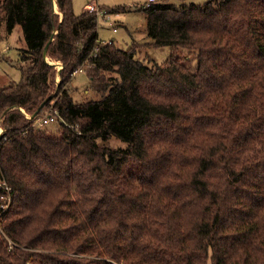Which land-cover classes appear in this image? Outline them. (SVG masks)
Instances as JSON below:
<instances>
[{
	"label": "trees",
	"instance_id": "16d2710c",
	"mask_svg": "<svg viewBox=\"0 0 264 264\" xmlns=\"http://www.w3.org/2000/svg\"><path fill=\"white\" fill-rule=\"evenodd\" d=\"M56 4L0 0L26 43L0 84V264H264V0L143 7L162 63ZM81 65L97 98L77 102ZM48 108L56 129L34 125Z\"/></svg>",
	"mask_w": 264,
	"mask_h": 264
},
{
	"label": "rangeland",
	"instance_id": "374dc122",
	"mask_svg": "<svg viewBox=\"0 0 264 264\" xmlns=\"http://www.w3.org/2000/svg\"><path fill=\"white\" fill-rule=\"evenodd\" d=\"M96 0H73L74 10L78 14L86 9L89 3H93ZM158 1H168L174 3L177 6H180L184 3L186 4H205L209 1L216 0H158ZM146 0H100V7L106 9V7L114 6H123L126 7L124 10H121L118 13L111 15L110 19H104L102 16L98 18V38L99 40L109 41L114 39L116 45L121 48H128L132 43L137 42L141 43V50L138 53V56L144 61L151 62L155 61L156 63H162L167 60L172 54L170 46H161L154 47L148 45L147 43L151 39L147 34V19L144 11L142 10ZM54 8L56 12L60 14L62 18V13L59 12V9L54 0ZM2 16V39L0 40V84H7L10 81H17L21 78V73L18 66V56L19 49L25 47V39L23 30L20 26H17L12 32H8L7 20H6V11L1 8ZM112 19L115 21V26L119 27L117 31L113 30L111 25ZM3 48H7L3 50ZM177 55L183 58L184 62L189 64L192 67H195L197 64L196 53L194 51L180 49L177 52ZM47 61L54 65L56 70L55 74V84L53 88L56 92L58 85L61 82L60 71L64 68V63L60 60H51L47 57ZM57 87V88H55ZM62 91H68L73 99L77 102H82L91 98H97L96 93L90 87V79L84 69L83 72L73 73L69 82L63 87V90L59 92V95ZM51 112L49 108L43 112ZM59 126L57 121L49 124L46 128L48 130L56 129ZM4 131V128L2 127ZM2 132L0 131V134ZM105 144H108L112 147L122 146L123 143L113 137L109 141H104Z\"/></svg>",
	"mask_w": 264,
	"mask_h": 264
},
{
	"label": "built area",
	"instance_id": "2783aa9c",
	"mask_svg": "<svg viewBox=\"0 0 264 264\" xmlns=\"http://www.w3.org/2000/svg\"><path fill=\"white\" fill-rule=\"evenodd\" d=\"M99 1L100 0H96L93 3H89L86 6L87 7L86 9L88 11H90V12L96 13L98 18L102 16L104 19L107 20V19L111 18V15H112V18H113V13H109L106 9L100 7ZM154 2H156V0H146V2L144 3L143 7L149 6L151 3H154ZM115 21L116 20L112 19L111 25L113 27V30L117 31L118 27L115 26ZM106 42H111V40H109V41L99 40V43H106ZM94 50L97 51L98 47H95ZM86 62H88V60ZM85 64H87V63H85ZM84 69H85V65H81L74 72L75 73L83 72ZM26 116L28 118L32 117V115H30V114H26ZM55 121H57V118H56V116L54 114H52L51 112H45L43 115L37 116V118L34 120V125L40 126V127H46V126H48L49 124H51V123H53ZM0 131L3 132L2 127H0ZM2 184L5 185L7 190L9 189V187L5 184V182L4 183L0 182V185H2ZM7 207H8V203L5 204V205H1L2 209L0 210V216H2L1 214L5 211V209H7Z\"/></svg>",
	"mask_w": 264,
	"mask_h": 264
},
{
	"label": "water",
	"instance_id": "95a60500",
	"mask_svg": "<svg viewBox=\"0 0 264 264\" xmlns=\"http://www.w3.org/2000/svg\"><path fill=\"white\" fill-rule=\"evenodd\" d=\"M47 47H48V44H47V46L44 49V56H45L46 59H47ZM32 116H35V114L32 115Z\"/></svg>",
	"mask_w": 264,
	"mask_h": 264
},
{
	"label": "crops",
	"instance_id": "0c3cea01",
	"mask_svg": "<svg viewBox=\"0 0 264 264\" xmlns=\"http://www.w3.org/2000/svg\"><path fill=\"white\" fill-rule=\"evenodd\" d=\"M119 28V27H118ZM118 30V29H117ZM7 48H3V50H6Z\"/></svg>",
	"mask_w": 264,
	"mask_h": 264
}]
</instances>
